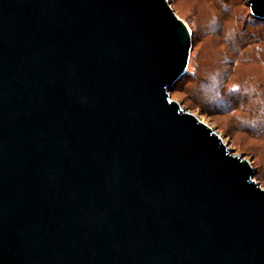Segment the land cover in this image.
<instances>
[{
    "label": "water",
    "instance_id": "obj_1",
    "mask_svg": "<svg viewBox=\"0 0 264 264\" xmlns=\"http://www.w3.org/2000/svg\"><path fill=\"white\" fill-rule=\"evenodd\" d=\"M190 30L169 0H0V264H264L252 163L171 96Z\"/></svg>",
    "mask_w": 264,
    "mask_h": 264
},
{
    "label": "trees",
    "instance_id": "obj_2",
    "mask_svg": "<svg viewBox=\"0 0 264 264\" xmlns=\"http://www.w3.org/2000/svg\"><path fill=\"white\" fill-rule=\"evenodd\" d=\"M237 3L214 0L220 12L204 34L212 43L213 60L205 71L196 69V76L188 84L189 94L199 107L201 102L211 100L224 104V113L236 114L237 130L260 142L254 157L264 166V73L258 67L264 63V21L245 17L235 8ZM235 74H243V79L232 83L230 77ZM259 177L264 178L261 174Z\"/></svg>",
    "mask_w": 264,
    "mask_h": 264
},
{
    "label": "rangeland",
    "instance_id": "obj_3",
    "mask_svg": "<svg viewBox=\"0 0 264 264\" xmlns=\"http://www.w3.org/2000/svg\"><path fill=\"white\" fill-rule=\"evenodd\" d=\"M172 8L185 24L188 26L193 35V50L191 54L188 75L185 80L177 85L176 91L171 93L172 99L179 102L182 107L189 113H193L201 121L212 127L214 131L225 140L229 148L234 150L235 155H243L245 159L250 161L256 171L254 180H256L264 188V178L259 177L260 174L264 177V166L258 158H255L259 152L260 142L251 139L246 134L237 130V123L235 120L236 114H228L222 111L225 107L224 104H215L211 100L201 102V106H197L192 102L195 99L189 94L190 88L188 87L192 78H194L196 69L203 72L211 66L210 61L213 60L212 43L204 34L207 28L211 25L210 21L215 14L220 12V7L215 6L214 0H169ZM213 1V3L211 2ZM238 1L235 8L242 12L245 17L255 18L250 12L245 0ZM256 21L262 20L255 18ZM264 46V42L262 44ZM262 46V47H263ZM264 54V53H263ZM238 69L240 66H237ZM260 71L264 73V63L258 66ZM237 69V68H236ZM243 74H235L230 77L232 83L242 80ZM231 83V84H232ZM232 87V85H229ZM261 151V148H260ZM262 166V167H261Z\"/></svg>",
    "mask_w": 264,
    "mask_h": 264
}]
</instances>
